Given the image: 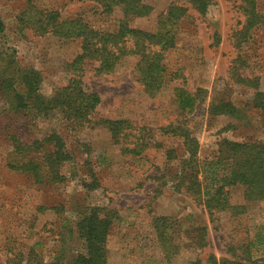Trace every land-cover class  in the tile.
I'll use <instances>...</instances> for the list:
<instances>
[{"label":"rangeland","instance_id":"374dc122","mask_svg":"<svg viewBox=\"0 0 264 264\" xmlns=\"http://www.w3.org/2000/svg\"><path fill=\"white\" fill-rule=\"evenodd\" d=\"M143 1L152 6V12L131 20L130 25L151 32L156 29L157 15L169 4L187 7L188 16L180 23L177 44L165 60L171 70L181 72L182 78L150 97L136 79L135 59L131 57L114 74H97L93 65L87 64L81 80L86 91L101 98L95 118L125 119L133 134L144 128L151 146L139 155L123 154L108 131L92 125L79 127L58 110L47 118L32 120L0 112V264L18 260L19 255L25 260L31 248L44 261L63 251L64 264H71L70 259L82 247L76 220L96 205L114 208L118 214L107 239L108 264H188L197 258L201 264H211L209 255L216 259L228 257V245L246 243L264 225V202H245L241 186L229 189V201L244 205L245 211L239 215L223 211L213 220L184 191L175 190L172 172L177 162L167 164L165 150L172 148L183 155V137L164 134L160 129L177 121L184 124L191 137L198 139L200 160L217 155L224 138L264 143L263 115L248 111L250 115L241 118L212 117L207 112L212 99L223 97L243 105L252 94L233 82L228 73L239 52L233 44V33L243 21L240 0H211L204 14L189 0ZM32 2L40 9L58 10L62 17H81L97 30H115L122 18L120 8L108 15L97 3L87 0ZM26 5V0H0L5 30L0 36V53L13 56L22 68L34 69L40 76L42 92L51 95L67 85L70 75L65 66L80 52V44L51 34L38 35L20 24L17 16ZM257 10L264 16V0H257ZM242 52L248 55L249 63L243 72L259 77L264 92V27L255 30L253 40ZM177 88L191 93L203 89L200 98L204 100L192 111L181 113ZM6 107L7 99L0 93V108ZM52 132L63 138L71 155L60 167L66 176L63 183L37 184L30 175L10 167L9 162L20 160L13 152L11 135L33 142L42 141ZM155 142L162 147L156 148ZM92 183L95 189L87 190ZM160 215L176 218L180 224L174 232L180 246L170 262L164 258L151 226L152 218ZM196 227L203 228L207 243L199 249L194 248L188 233Z\"/></svg>","mask_w":264,"mask_h":264},{"label":"trees","instance_id":"16d2710c","mask_svg":"<svg viewBox=\"0 0 264 264\" xmlns=\"http://www.w3.org/2000/svg\"><path fill=\"white\" fill-rule=\"evenodd\" d=\"M97 3L101 12L112 14L120 8L122 18L115 30H97L91 28L81 17H62L58 10H44L26 0V8L17 16V21L32 28L38 35L51 34L60 39L76 40L80 52L69 62L65 69L70 75L66 86L59 87L54 94L46 95L40 88L41 79L31 68H22L13 56L5 51L0 53V93L7 99V107L0 112H12L29 120L47 118L55 110L63 118L75 122L79 127L99 126L111 135L115 145L123 154L139 155L151 146L144 128L133 134L129 121L95 118L96 108L101 102L97 93L83 88L81 77L84 67L91 64L97 74H114L120 64L128 58H134V74L144 92L155 97L170 82L182 78L179 70L173 71L165 62L166 54L175 48L180 23L188 16V9L176 3L169 4L156 18L155 31H147L130 25L135 18L150 15L153 8L143 0H87ZM201 14L207 11L211 0H189ZM239 8L243 16L241 28L233 33V44L237 52L229 67V78L243 88L252 91L247 103L235 102L217 97L208 104L209 116L231 115L238 118L251 113L264 116V92L260 90V79L245 74L249 66L248 55L242 48L253 40L254 32L264 27V16L257 10V0H240ZM4 24L0 17V36H4ZM242 70V71H241ZM178 107L181 113L192 111L205 90L194 93L177 88ZM254 111V112H252ZM164 134L183 137L184 154L179 156L174 149L165 150L167 164L177 162L172 174L174 188L184 191L197 206L206 210L210 220L223 211L239 215L245 211L244 205H233L229 201V189L233 186L243 188L245 202H264V143L252 140H231L224 138L218 153L212 158L200 160L199 142L191 137L180 121L169 123L160 128ZM15 156L20 160L9 162L14 170L30 175L37 184L63 183L66 176L60 167L71 159L63 138L56 132L47 134L42 141H23L15 135L10 136ZM156 148L162 144L155 142ZM41 148V149H40ZM33 150L36 154L33 153ZM41 150V151H40ZM31 152V154H30ZM96 184L86 188L94 190ZM118 217L114 208L90 206L76 220L75 230L81 240V250L70 259L71 264H108L107 239L113 220ZM156 242L162 249L167 262L176 255L180 244L175 241L174 232L180 226L176 218L154 216L151 221ZM195 249L206 246L203 228L188 232ZM194 233V234H192ZM200 234V235H197ZM62 250V247H59ZM228 257L216 259L209 255L211 264H264V225L246 243L228 245ZM64 264L63 251L56 252L44 261L34 248L28 251L23 260H11L9 264ZM188 264H201L199 258Z\"/></svg>","mask_w":264,"mask_h":264}]
</instances>
